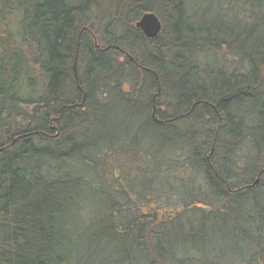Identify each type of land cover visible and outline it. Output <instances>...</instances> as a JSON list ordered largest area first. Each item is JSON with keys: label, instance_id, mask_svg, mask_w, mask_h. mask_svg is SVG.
<instances>
[{"label": "trees", "instance_id": "1", "mask_svg": "<svg viewBox=\"0 0 264 264\" xmlns=\"http://www.w3.org/2000/svg\"><path fill=\"white\" fill-rule=\"evenodd\" d=\"M0 264H264V0H0Z\"/></svg>", "mask_w": 264, "mask_h": 264}, {"label": "water", "instance_id": "2", "mask_svg": "<svg viewBox=\"0 0 264 264\" xmlns=\"http://www.w3.org/2000/svg\"><path fill=\"white\" fill-rule=\"evenodd\" d=\"M162 23L159 18L152 13L144 14L136 24V28L141 31L143 36L148 40H155L162 32ZM258 179L253 187L258 184Z\"/></svg>", "mask_w": 264, "mask_h": 264}, {"label": "rangeland", "instance_id": "3", "mask_svg": "<svg viewBox=\"0 0 264 264\" xmlns=\"http://www.w3.org/2000/svg\"><path fill=\"white\" fill-rule=\"evenodd\" d=\"M216 5V4H215ZM202 11V10H201ZM212 13V12H211ZM228 56H231L232 58H234L235 56L237 57V54H229ZM223 60V59H222ZM220 62H221V60H220ZM118 106L119 105H114L113 107V109H114V111H116L117 109H118ZM131 111H133V108L131 109V107L130 106H125V107H123V114H127V117L126 118H129L128 117V113H130ZM121 124H122V121H121ZM125 124V123H124ZM121 134L124 136L125 135V132H127V133H129L133 128H134V125H133V123L132 122H130V124H127L126 126L124 125H121ZM149 132H145V134H148ZM222 244V241H220V240H217L216 241V244Z\"/></svg>", "mask_w": 264, "mask_h": 264}]
</instances>
